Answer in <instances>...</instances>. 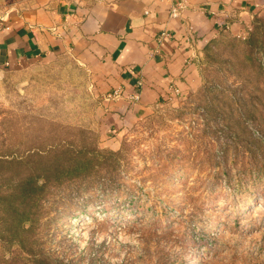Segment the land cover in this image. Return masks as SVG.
<instances>
[{"label":"rangeland","instance_id":"rangeland-1","mask_svg":"<svg viewBox=\"0 0 264 264\" xmlns=\"http://www.w3.org/2000/svg\"><path fill=\"white\" fill-rule=\"evenodd\" d=\"M69 59L0 75V196L98 162L0 203V264H264V12L244 37L214 38L198 90L126 126L116 149L96 118L107 84Z\"/></svg>","mask_w":264,"mask_h":264},{"label":"crops","instance_id":"crops-1","mask_svg":"<svg viewBox=\"0 0 264 264\" xmlns=\"http://www.w3.org/2000/svg\"><path fill=\"white\" fill-rule=\"evenodd\" d=\"M178 1L0 0L8 27L0 28V75L72 57L107 84L96 118L105 143L116 149L126 126L198 90L199 62L212 39L247 34L264 12V0H183L185 9L173 18ZM162 32L172 38L162 39ZM138 81L140 99L133 102ZM116 88L122 96L108 100Z\"/></svg>","mask_w":264,"mask_h":264},{"label":"trees","instance_id":"trees-1","mask_svg":"<svg viewBox=\"0 0 264 264\" xmlns=\"http://www.w3.org/2000/svg\"><path fill=\"white\" fill-rule=\"evenodd\" d=\"M258 16H256L253 19L252 25L254 24ZM224 34H229V33L221 32L218 36ZM253 37L254 34L251 35V38ZM212 42L213 39L206 45L203 51V55L209 50ZM199 71H200V65H199ZM97 152L102 156L119 157L121 155L120 152H114L109 150H101V151L99 150ZM97 162L98 161H96L93 158H88L83 160H76V159L71 160L68 164L57 163L56 168L52 173V175L46 174L40 177L32 176V177H27L24 180H21L18 183V192L11 194L8 197L0 196V203L7 202L9 206H12L14 201L19 202L20 205L27 202L36 201L40 197L41 192L44 190L45 186L49 183L50 179L58 180L61 179L63 176L69 178L87 177L92 174V171L93 169H95ZM17 219L19 222V226L23 229H24V225L30 223L28 216H25L24 213L19 214Z\"/></svg>","mask_w":264,"mask_h":264},{"label":"built area","instance_id":"built-area-1","mask_svg":"<svg viewBox=\"0 0 264 264\" xmlns=\"http://www.w3.org/2000/svg\"><path fill=\"white\" fill-rule=\"evenodd\" d=\"M184 9H185L184 1L180 0L176 4H174V6L172 7L170 11V16L173 18H176L182 13ZM6 21H7V14L4 10L0 9V28L5 27V29H8V27L4 26ZM226 29H228V26L226 27ZM245 35H240L238 37H244ZM161 37L162 39H167V40H170L172 38L171 34L168 32H162ZM185 39L187 42H190L192 38L188 35L185 37ZM142 86H143L142 81H138L136 83V85L134 86L133 92L129 95V100L133 102H137L140 99V93H141ZM175 91H176V94L179 93L177 89ZM122 94H123L122 89L116 88L107 95V99L116 100L120 98Z\"/></svg>","mask_w":264,"mask_h":264}]
</instances>
